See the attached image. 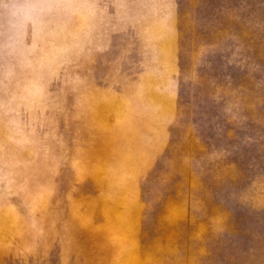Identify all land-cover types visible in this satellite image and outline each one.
I'll return each mask as SVG.
<instances>
[{
	"label": "rangeland",
	"instance_id": "obj_1",
	"mask_svg": "<svg viewBox=\"0 0 264 264\" xmlns=\"http://www.w3.org/2000/svg\"><path fill=\"white\" fill-rule=\"evenodd\" d=\"M0 264H264V0H0Z\"/></svg>",
	"mask_w": 264,
	"mask_h": 264
}]
</instances>
